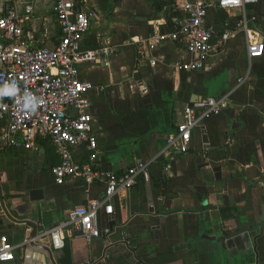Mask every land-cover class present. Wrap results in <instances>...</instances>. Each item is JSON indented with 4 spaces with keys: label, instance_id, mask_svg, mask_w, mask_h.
<instances>
[{
    "label": "crops",
    "instance_id": "1",
    "mask_svg": "<svg viewBox=\"0 0 264 264\" xmlns=\"http://www.w3.org/2000/svg\"><path fill=\"white\" fill-rule=\"evenodd\" d=\"M13 1L23 18V43L54 47L59 28L53 1L37 0L31 16L24 0ZM88 9L93 14L83 50L114 51L103 59L106 65L80 67L81 79L102 90L91 97L98 166L123 173L136 162H152L149 180L119 192L114 215L100 213V238L87 242L66 228L61 251L48 239L22 246L43 227L64 225L74 206L103 199L105 185L74 177L58 185L59 154L47 139L33 149L0 142V238L21 245L14 261L3 264H264V56L250 60L240 33L203 70L186 71L183 66L197 59L185 49L169 41L153 50L142 44L171 33L159 0H89ZM247 11L264 30V0ZM207 20L218 35L240 17L211 9ZM227 95L226 110L193 133L189 153L170 157L167 139L183 122L186 106ZM7 125L8 119L0 123V139ZM75 157L87 162L82 149ZM32 191L41 195L31 198ZM238 218L253 230L230 245L220 243L238 230Z\"/></svg>",
    "mask_w": 264,
    "mask_h": 264
},
{
    "label": "built area",
    "instance_id": "2",
    "mask_svg": "<svg viewBox=\"0 0 264 264\" xmlns=\"http://www.w3.org/2000/svg\"><path fill=\"white\" fill-rule=\"evenodd\" d=\"M52 1L59 28L58 41L54 47L45 44L29 47L23 43V18L18 4L13 0H0V123L8 119L0 142L6 147L33 149L40 139H47L59 154L60 164L54 169L58 185L72 177L88 184L98 181L105 185L103 199L74 206L64 225L43 227L35 237L22 243V246H36L40 240L48 239L51 249L61 251L66 245L62 236L66 228L74 230L87 242L100 238L103 235L99 226L100 213L114 215V197L121 191L133 189L139 179L148 181L152 162H136L123 173H106L98 166L101 153L93 131L91 97L102 90L81 79L80 67L99 62L106 65L103 59L114 51L108 48L84 51L82 48L83 38L91 28L93 13L88 9L89 0ZM159 1L169 16L167 23L171 33L154 35L142 44L153 50L157 44L169 41L185 49L197 60L183 66L184 70H203L206 63L225 50L240 33L247 38L250 60L264 56V30L260 29L258 18L247 11L259 0ZM36 2L24 0L29 16L35 15ZM211 9L237 11L240 20L236 26L214 34L207 20ZM150 62L156 65L155 61ZM228 102L227 95L204 98L186 106L183 122L167 139L168 155L178 157L189 153L193 133L203 129L208 119L220 116ZM78 149L85 151L86 163L77 161L75 151ZM20 246L2 236L0 264L14 261L15 250Z\"/></svg>",
    "mask_w": 264,
    "mask_h": 264
},
{
    "label": "water",
    "instance_id": "3",
    "mask_svg": "<svg viewBox=\"0 0 264 264\" xmlns=\"http://www.w3.org/2000/svg\"><path fill=\"white\" fill-rule=\"evenodd\" d=\"M192 103H195V102H192ZM39 195H41V191H32L31 192V198L33 197H39ZM236 223H237V227H238V230L231 233L229 236L225 237V238H222L220 241V243L224 244L226 241L229 242V245L231 244V240H233L234 238L246 233V232H250L252 231L253 229L251 228H248V227H245L241 221L238 219H236ZM38 249H44L46 251H49L47 248L45 247H41V246H37Z\"/></svg>",
    "mask_w": 264,
    "mask_h": 264
}]
</instances>
